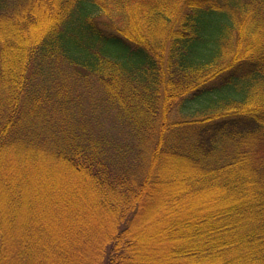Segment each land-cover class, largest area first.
<instances>
[{
	"label": "trees",
	"instance_id": "trees-1",
	"mask_svg": "<svg viewBox=\"0 0 264 264\" xmlns=\"http://www.w3.org/2000/svg\"><path fill=\"white\" fill-rule=\"evenodd\" d=\"M173 157L194 172L176 199H219L181 221L178 257L264 264V0H0V264H91L90 221L55 232L40 202L67 199L22 191L38 164L93 190L112 230L95 264L133 263Z\"/></svg>",
	"mask_w": 264,
	"mask_h": 264
},
{
	"label": "rangeland",
	"instance_id": "rangeland-1",
	"mask_svg": "<svg viewBox=\"0 0 264 264\" xmlns=\"http://www.w3.org/2000/svg\"><path fill=\"white\" fill-rule=\"evenodd\" d=\"M47 19V16H43V18L36 20L31 26V34L36 35V31L40 32L41 27L46 23ZM25 37L29 41L28 35ZM177 110L178 108L176 106L172 112L171 120L182 119V115ZM203 110V108L200 109L202 112ZM176 158L177 157H173L166 160L159 167L161 174L165 177H162L160 181L159 190H155V194L157 193L156 197H158L155 205L147 211L136 227L137 232L135 233L138 242V256L131 264H202L193 259L185 262L181 257H178V252L182 247L177 241V239L181 238L182 234L183 224H181V221H184V219H194L200 213H209L215 208V205H218L217 202L219 199L215 196L211 197L207 193L205 195H200V199H197L194 194L182 196V199H176L183 195L179 192L181 188L177 185L181 182L179 180L183 179L184 175L182 172L186 171V175L194 174L192 166L188 161L180 160L179 162ZM38 165V169L42 171V173L32 174L34 170L31 169V166L27 172V170L23 171L22 167L16 164V167L21 168V174L23 173L24 177L30 178L31 180L32 188L30 189L26 183L24 186H21L22 191L28 189L26 191L33 195L35 192L47 190L59 198L67 199L70 204L63 205L46 195L49 198V202L53 205L49 202H40L43 204L39 206L40 209L42 207L48 209L46 205H49L52 208L54 207L57 212L55 213L56 218L53 215H49V213L47 214V223L52 226L51 230H56L55 232L61 233V230H63V228H61L62 225L69 227L68 218L70 217L74 218L75 222H81L83 219L90 221L89 223L92 224V226L89 225L88 227L91 226V231L95 236L89 238V242L85 245V248L87 254L91 258L90 263L95 264L98 251L97 247L106 242L112 230L109 229L110 222L107 220V217H102L104 213L99 210V207H96L97 205L95 203L97 201L94 200L96 198L93 190H87L86 188L84 190L79 185L75 186L74 181L75 183H84L82 182L84 179L74 170L70 169V167H66L67 170L65 172L63 171V169H65L64 166L57 165L52 168L51 165H47L45 169L47 172L52 173L47 174L43 171L45 170L44 165ZM7 172L10 176L17 173V171L13 170ZM33 190H35L34 193ZM71 191L73 193H71ZM221 203L222 201L219 202V204ZM62 213L63 216L59 215ZM39 221L44 222L42 219H39ZM177 228L178 231H176ZM51 233L53 232L51 231ZM93 240L96 246L93 245ZM77 241H79L81 245L83 244L80 239ZM58 244L66 251L71 248L70 242H58Z\"/></svg>",
	"mask_w": 264,
	"mask_h": 264
}]
</instances>
